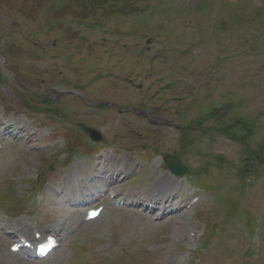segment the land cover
<instances>
[{"label":"rangeland","instance_id":"rangeland-1","mask_svg":"<svg viewBox=\"0 0 264 264\" xmlns=\"http://www.w3.org/2000/svg\"><path fill=\"white\" fill-rule=\"evenodd\" d=\"M165 15H172V20ZM158 22L168 26L155 27ZM198 27L204 32L194 33ZM144 34L165 42L146 53L144 43L136 46L129 40ZM263 34L264 0H0V119H12L27 131L25 138L34 137L32 145L25 139L0 151L4 155L0 194L11 195L0 197V205L23 201L18 208L4 207L9 228L20 214L37 213L36 228L65 223L62 247L47 264H264V246L256 237L248 246L243 235L245 222L251 223L264 210V188L259 184L252 188L264 180V165H259L264 162V57H257L264 55ZM204 48L205 56L197 52ZM187 52L195 53V62L194 57L187 62ZM183 65L188 68L181 69ZM211 69L214 77L208 72ZM124 78L132 81L131 86ZM104 104L116 107L99 111ZM85 108L93 112L75 114ZM136 109L176 119L178 125L192 129L181 135L171 128L148 127V115L128 112ZM233 120L240 126H229ZM78 124L100 132L103 144L116 146L119 154L127 152L142 162L138 176L108 179L114 180L113 187L142 198L155 183L149 176L165 170L163 157L174 155L190 172L197 190L214 205H197L160 221H153L158 211L147 217L129 207L106 211L98 220L83 224L82 208L70 209L69 201L58 194L74 193L73 202V196H79L74 187L85 188L86 173L103 176L105 159L112 152L90 150L96 159L79 167L72 186L61 191L60 177L69 170L60 167V155L69 143L77 154L89 157L84 147L91 145L75 128ZM65 125H71L68 132ZM228 127L230 133L222 135ZM228 136H242L243 147L227 146L224 141H220L223 147H215L216 138ZM53 142L63 148L38 150ZM18 149L26 155L15 153L19 160H6L5 154ZM125 156L120 164L133 168V161ZM147 157L151 170L144 178L149 173ZM248 162L249 173L241 174L238 168ZM46 181L51 192L46 193L45 187L46 196L34 192L35 199L26 198ZM251 189L252 195H244ZM188 200L176 199L182 206ZM232 215L241 224L240 233L228 232L230 239L224 234ZM190 231L195 237H189ZM181 235L185 237L179 240ZM218 238L224 243L215 247ZM201 242L203 257L197 251ZM5 243L0 237V244ZM257 244L260 255H248ZM210 247L215 251L205 257ZM233 249L237 253L229 255ZM0 264L36 263L0 255Z\"/></svg>","mask_w":264,"mask_h":264},{"label":"bare ground","instance_id":"bare-ground-1","mask_svg":"<svg viewBox=\"0 0 264 264\" xmlns=\"http://www.w3.org/2000/svg\"><path fill=\"white\" fill-rule=\"evenodd\" d=\"M0 126H1V124H0ZM1 131H2V129H0V137H3L4 135H5V133H1ZM22 132V131H21ZM14 157V156H13ZM11 159H14V161L16 160H19V158H12L11 157ZM10 160V158L8 159V161ZM119 160H117V159H110V161H109V164H108V170H110V168H112L113 169V171L114 172H118L119 170H122L124 167L122 166V165H120L119 163ZM16 163V162H15ZM18 166V165H17ZM11 167V166H10ZM16 168V167H15ZM167 183V185H163V184H160V185H158L155 189H154V191H153V193H163L164 192V189L169 185L168 184V182H166ZM162 209L164 210V209H166L165 208V205H163L162 206ZM62 219V218H61ZM180 223H181V221H180ZM182 224V223H181ZM19 227V228H18ZM25 227L26 226H24V225H18L17 226V232L18 233H22V232H24L25 231ZM53 229V232L54 233H56L57 235H61V232H63L64 231V226H63V223L62 222H59L57 225H55V227L54 228H52ZM179 232H181V231H175V235L177 234V233H179ZM183 235V234H182ZM181 235V236H182ZM16 237V236H15ZM177 238H178V236H177Z\"/></svg>","mask_w":264,"mask_h":264},{"label":"water","instance_id":"water-1","mask_svg":"<svg viewBox=\"0 0 264 264\" xmlns=\"http://www.w3.org/2000/svg\"><path fill=\"white\" fill-rule=\"evenodd\" d=\"M87 132L90 134V136H91V138L93 140H99V135L97 133H95L92 130H87ZM166 166L169 167L176 174H181L182 173L180 171V169L177 167V165H175L174 163H172L170 160H166Z\"/></svg>","mask_w":264,"mask_h":264},{"label":"trees","instance_id":"trees-1","mask_svg":"<svg viewBox=\"0 0 264 264\" xmlns=\"http://www.w3.org/2000/svg\"><path fill=\"white\" fill-rule=\"evenodd\" d=\"M91 4H92V5H95V3H94V2H92Z\"/></svg>","mask_w":264,"mask_h":264}]
</instances>
